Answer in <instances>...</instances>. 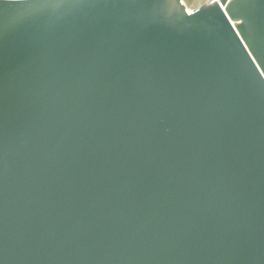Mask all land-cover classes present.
Returning a JSON list of instances; mask_svg holds the SVG:
<instances>
[{
    "label": "water",
    "instance_id": "water-1",
    "mask_svg": "<svg viewBox=\"0 0 264 264\" xmlns=\"http://www.w3.org/2000/svg\"><path fill=\"white\" fill-rule=\"evenodd\" d=\"M176 2L5 4L0 264H264V28Z\"/></svg>",
    "mask_w": 264,
    "mask_h": 264
},
{
    "label": "snow or ice",
    "instance_id": "snow-or-ice-1",
    "mask_svg": "<svg viewBox=\"0 0 264 264\" xmlns=\"http://www.w3.org/2000/svg\"><path fill=\"white\" fill-rule=\"evenodd\" d=\"M15 2L20 5L31 4L36 6V9H41L62 7L74 3L76 0H15ZM145 2L152 4L154 9L161 13L170 9L180 14L184 11L183 8L179 7L176 0H145ZM6 3H8V0H0V15H2ZM180 3H183V0H180ZM213 4L223 11L227 22L231 23L233 29L237 32L241 31V28L248 32L245 29L246 25H252V28H264V0H225L224 3H221V0H207L204 10H211L209 6ZM230 8L236 16L235 23H232L233 15H227ZM188 15L192 16L193 14L189 13ZM237 24L240 26L239 28L236 27ZM244 38L245 36L241 37V40L243 41Z\"/></svg>",
    "mask_w": 264,
    "mask_h": 264
},
{
    "label": "rangeland",
    "instance_id": "rangeland-1",
    "mask_svg": "<svg viewBox=\"0 0 264 264\" xmlns=\"http://www.w3.org/2000/svg\"><path fill=\"white\" fill-rule=\"evenodd\" d=\"M184 5L188 10H194L206 3L205 0H183Z\"/></svg>",
    "mask_w": 264,
    "mask_h": 264
},
{
    "label": "built area",
    "instance_id": "built-area-1",
    "mask_svg": "<svg viewBox=\"0 0 264 264\" xmlns=\"http://www.w3.org/2000/svg\"><path fill=\"white\" fill-rule=\"evenodd\" d=\"M8 1H15V0H8ZM205 1H206V3H205V4H207V0H205ZM205 4H204V5H205Z\"/></svg>",
    "mask_w": 264,
    "mask_h": 264
},
{
    "label": "bare ground",
    "instance_id": "bare-ground-1",
    "mask_svg": "<svg viewBox=\"0 0 264 264\" xmlns=\"http://www.w3.org/2000/svg\"><path fill=\"white\" fill-rule=\"evenodd\" d=\"M198 8V7H197ZM192 10V9H191Z\"/></svg>",
    "mask_w": 264,
    "mask_h": 264
}]
</instances>
